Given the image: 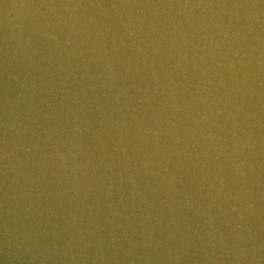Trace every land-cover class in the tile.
I'll use <instances>...</instances> for the list:
<instances>
[{"label": "water", "instance_id": "1", "mask_svg": "<svg viewBox=\"0 0 264 264\" xmlns=\"http://www.w3.org/2000/svg\"><path fill=\"white\" fill-rule=\"evenodd\" d=\"M0 264H264V0H0Z\"/></svg>", "mask_w": 264, "mask_h": 264}]
</instances>
